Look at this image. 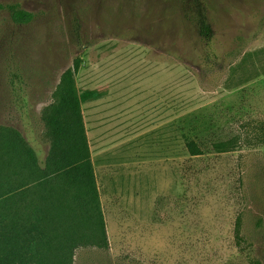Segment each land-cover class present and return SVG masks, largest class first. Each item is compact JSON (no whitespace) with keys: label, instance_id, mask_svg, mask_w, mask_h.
<instances>
[{"label":"rangeland","instance_id":"rangeland-1","mask_svg":"<svg viewBox=\"0 0 264 264\" xmlns=\"http://www.w3.org/2000/svg\"><path fill=\"white\" fill-rule=\"evenodd\" d=\"M0 5V126L42 162L45 111L82 61L109 248L82 247L73 264H264V0ZM10 7L33 20L15 23Z\"/></svg>","mask_w":264,"mask_h":264},{"label":"trees","instance_id":"trees-1","mask_svg":"<svg viewBox=\"0 0 264 264\" xmlns=\"http://www.w3.org/2000/svg\"><path fill=\"white\" fill-rule=\"evenodd\" d=\"M9 10L17 24L34 18ZM194 23L211 41L206 19L196 16ZM81 64L76 58L62 75L45 111L50 150L44 162L18 130L0 126V264H73L82 247L109 248L75 82Z\"/></svg>","mask_w":264,"mask_h":264}]
</instances>
